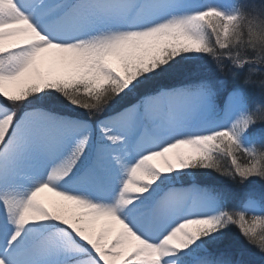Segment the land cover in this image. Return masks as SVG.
I'll list each match as a JSON object with an SVG mask.
<instances>
[{"label": "snow or ice", "instance_id": "snow-or-ice-1", "mask_svg": "<svg viewBox=\"0 0 264 264\" xmlns=\"http://www.w3.org/2000/svg\"><path fill=\"white\" fill-rule=\"evenodd\" d=\"M262 12L0 0V264H264Z\"/></svg>", "mask_w": 264, "mask_h": 264}, {"label": "trees", "instance_id": "trees-1", "mask_svg": "<svg viewBox=\"0 0 264 264\" xmlns=\"http://www.w3.org/2000/svg\"><path fill=\"white\" fill-rule=\"evenodd\" d=\"M250 2L252 3H255L256 5H259L260 3V0H250ZM261 15H264V12L261 13ZM241 54L242 56L246 55V56H254L255 53L252 52L250 49H247V50H244L242 49L241 50ZM243 75V74H242ZM253 81H254V84L253 86L250 88V92L252 94V99L253 100H258L259 99V85H260V82L262 80H264V70L256 73L253 75L252 77ZM227 163V162H226ZM211 176L214 180L218 181L219 183L221 184H224V185H228L230 184V181H228L226 178L224 177H221L219 173H211ZM235 231V230H234Z\"/></svg>", "mask_w": 264, "mask_h": 264}, {"label": "rangeland", "instance_id": "rangeland-1", "mask_svg": "<svg viewBox=\"0 0 264 264\" xmlns=\"http://www.w3.org/2000/svg\"><path fill=\"white\" fill-rule=\"evenodd\" d=\"M0 99H2V98H0ZM157 159H159L160 161H161V163H162V158H157ZM185 186V185H184ZM187 186V185H186ZM42 196H43V198L45 199V201L47 202V203H52L54 200H56L57 198L56 197H54L53 196V194H51V193H43L42 194Z\"/></svg>", "mask_w": 264, "mask_h": 264}, {"label": "bare ground", "instance_id": "bare-ground-1", "mask_svg": "<svg viewBox=\"0 0 264 264\" xmlns=\"http://www.w3.org/2000/svg\"><path fill=\"white\" fill-rule=\"evenodd\" d=\"M157 163H161V161L159 160V159H157V161H156Z\"/></svg>", "mask_w": 264, "mask_h": 264}]
</instances>
